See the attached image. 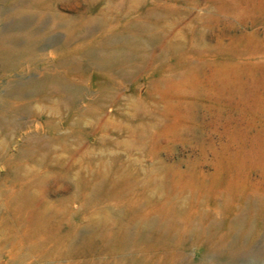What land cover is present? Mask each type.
Returning a JSON list of instances; mask_svg holds the SVG:
<instances>
[{
	"label": "rangeland",
	"instance_id": "obj_1",
	"mask_svg": "<svg viewBox=\"0 0 264 264\" xmlns=\"http://www.w3.org/2000/svg\"><path fill=\"white\" fill-rule=\"evenodd\" d=\"M16 1L0 0V131L3 137H12V150L21 145L20 138L36 135L37 125L46 119L43 114L27 113L32 106L41 104L45 96L38 94L30 104H25L28 89L54 80L64 90L54 98L68 97L70 87L76 84L74 74L55 72L61 64L77 62V97L71 99L69 109L61 110L57 121L60 141L75 142L77 147L98 146L100 129L79 124L77 119L102 94L116 92L119 96L103 112L110 117L109 121L134 126L150 120L125 119L120 113L123 98L153 102L157 109L154 114L161 115L164 122L149 139L139 140L138 145L142 147L139 156L162 161L174 175V188L193 194L195 199L190 209L200 210L201 215L195 219L206 234L181 233L176 231V224L147 231L145 220H132L126 206H110L111 203L104 212L108 224L98 227L89 220L90 206L81 207V197L71 203L60 235L54 234L49 223L47 234L51 241L48 244L38 247L33 240L24 239L13 255L0 254V264L128 262L142 257L134 246L147 234L153 238L152 242L169 239L176 246L168 244L164 250L150 243L157 248L152 255L155 259L181 255V260L167 264H183L186 260L194 263L204 252L213 249L212 254L218 252L220 257V262L214 264L248 263L254 261L249 256L264 252V0H142L139 13L121 18L119 29L109 34L107 40L100 32L95 33L96 27L102 25L97 18L99 5L91 9L82 0H63L50 5L26 0L31 10L18 15L12 10L21 9L23 2ZM167 3L179 12L173 31L163 30ZM178 8L184 10L180 12ZM56 10L71 18L81 15L80 41L66 43L69 38L66 30L51 27ZM149 13L153 16L145 17ZM93 17L96 20L86 25L88 18ZM18 27L26 28L25 39L39 35L42 43L39 46L46 52L42 60L26 58L32 52L28 47L21 48L24 37ZM7 33L11 44L6 41ZM172 39H178V44ZM134 42L147 48L144 58L145 54L131 53L134 59L124 68H119L112 57L105 67L98 64L97 55L114 52L118 55L129 51ZM77 44L81 47L74 50ZM50 54L58 55L53 59ZM174 76L179 77L170 79ZM22 117H29L31 128H21ZM73 118H76L75 127L69 124ZM107 135L115 140L126 139L124 132L111 129ZM51 186L53 195L67 189L63 182H53ZM92 200L97 202L95 197ZM236 215L240 216L241 226L232 230ZM49 221L54 225V219ZM122 224L132 234L129 241H122L126 244L124 250L122 244L120 248L109 246L107 235L113 226V240L121 242ZM214 233L216 237L211 241L208 236ZM233 247L237 253L232 258Z\"/></svg>",
	"mask_w": 264,
	"mask_h": 264
},
{
	"label": "bare ground",
	"instance_id": "obj_2",
	"mask_svg": "<svg viewBox=\"0 0 264 264\" xmlns=\"http://www.w3.org/2000/svg\"><path fill=\"white\" fill-rule=\"evenodd\" d=\"M32 1L36 4L50 5L63 0H31V2ZM82 1L91 9L95 8L97 5L101 6L100 14L97 15V18L101 19L102 25L101 27H96L95 33L100 32L106 40L109 38V34L117 28L119 29V21L121 18L139 13L138 9L142 3V0ZM21 2H23L21 4V9L12 10V13L19 15L31 10V8L26 5V0H21ZM173 8L174 7L169 3L166 4L165 10L167 15L163 17L164 31L165 29L173 31L174 24L179 19V12H175V8L174 10ZM179 9L180 8H178V10ZM182 10L184 9H180V12H182ZM41 11L43 12V10ZM53 15L54 21L51 27L66 30L69 37L66 43L70 44L80 41L81 15L71 18L70 16H65V14L59 10L54 11ZM150 15L153 16V13H149L145 17ZM95 20L94 17L88 18L86 25H90ZM21 27H18L17 30L25 39V37H27V35H25L26 28L22 29ZM39 30L41 31L42 29L39 27ZM163 30L161 29V32H164ZM159 32L160 31H158V34H160ZM10 33H7L8 35L6 34V41L9 43L11 41ZM12 33L15 34L16 32L13 31ZM31 34L33 35V33ZM38 36L39 35L33 39L31 37L25 40L23 39L21 43V48L25 50V48L28 47L30 50L29 52H32L31 56L25 55L27 59H37L39 61L42 60L43 55H46V52H43L42 47L39 46L41 38ZM1 39L2 37L0 35V41ZM172 40L174 44H178V39ZM54 43L57 44V42ZM63 45L66 44L63 43ZM46 47L47 46H45V48ZM74 47V50H79L81 46L77 44ZM66 48L67 50H71L68 46ZM55 50L58 49L55 48ZM146 50V47L134 42L131 44L129 51L120 52L118 55L116 54L117 52L107 55L101 54L97 55L96 58L98 64L102 65L101 67L108 65V61L112 57L113 59L115 58L114 62L118 64L119 68H124L134 59L131 53L136 52L141 55L145 54L143 56L144 58L146 56ZM58 53H60V49ZM57 55L50 54L49 57L54 59ZM64 65L65 64H61L57 70L54 69L56 70L55 73L60 74L70 71L74 74V81L78 84L79 63L76 62L71 65ZM177 77L179 76H174V78L171 77L170 79L175 80ZM76 84H74V87H70L69 84L71 88L69 95L61 100H57L54 96L63 92V87L54 80L39 84L34 89H28V99L25 104H30L29 102L34 100L32 97L38 94H45V96L42 97L41 95L43 98H41L43 100L41 104H36L34 107L32 106L33 108L28 105L27 107H31V110L25 112L28 114L34 113L35 115L43 114L46 119L43 124L37 125L36 135L33 133L19 139L20 146L16 145L15 149L12 150V137H8L7 135L3 137L0 131V254L6 253L8 255H13L20 248L24 239L33 240L38 247L48 244L51 241V237L47 234L49 223L50 227L54 230V234L60 235L63 229V218L70 212L71 203L81 197L83 199L81 207L90 206L92 214L89 220L98 227H102L108 222V216L104 212L107 210L108 204L111 203L109 204L110 206L113 204L126 206L130 211L129 217L132 220H145L144 228L147 231L152 230L154 227H165V225L176 224V231L181 233H190L194 236L198 233L206 234L205 231H201L202 229L199 226L198 219H195V217L199 216L200 210L191 211L190 209V204L192 200L195 199L193 194L189 190H177L174 188V175L171 174L169 169H167L168 167L162 161L153 159L151 156H148L147 159L139 156L142 154V147L138 145L139 140L149 139L152 136V132L160 128L164 122L161 115L154 114V111H157V109L153 102L149 103L143 101L141 98L135 97L123 98L124 105L120 113L125 119L136 120L138 118H144L150 120L146 124L134 126L126 122H110V117H107L103 112L108 105L114 102L119 96L116 92L102 94L99 101L94 100L93 104L86 106L83 114L77 119L79 124H87L91 127L100 129L101 134L97 138L98 146L87 148L83 146L77 147L75 146V142L70 144L60 141V130L57 121L62 115L61 110L63 108L69 109L71 99L75 100L77 97L78 85ZM46 94H50L51 97H46ZM21 120V128H24V126L31 128L32 121L29 117H22ZM6 122H8V120ZM1 123L2 119L0 120V124ZM69 124L75 127L76 118L71 119V123ZM0 127H2V125H0ZM42 129L44 132L41 131ZM110 129L115 130V132H124L126 139L115 140L111 138L107 135V130ZM107 144H111V146ZM53 182L57 184L63 182L66 184L67 189L64 192H55L53 195L51 190ZM94 197L97 199L96 203L92 200ZM236 216L231 226L232 230H236L241 226L240 216ZM51 219L55 220L54 225L49 221ZM124 225L122 224L120 226V229H123L122 231L124 232L122 235L123 238L119 243H117L115 239L113 240L115 235L113 226L107 231L110 240L108 242L109 246L120 248L123 240H125V242L130 240L132 234L125 227L126 225ZM214 237H216V233L208 236L211 241ZM90 241L91 240H89V242ZM152 241L153 238H151L150 234L143 236L134 246L135 250L139 252L142 257L132 260L129 259L130 261L128 262L118 260L115 264H167L177 259L181 260V255L179 254H174L166 259H155L152 255L157 249L156 247L165 250L168 244L172 247L175 245H172L169 239ZM150 243H156L159 246L157 245L154 247V245L152 244L151 246ZM179 244L181 243L177 245ZM125 245L126 244H122V250L126 249ZM234 248L235 247L231 248L230 252L232 258L237 253V249ZM214 250L215 249L204 252L194 263L186 260L183 264H203L205 262H208L207 264L218 263L220 262V257L218 256V252L212 254ZM250 257L254 258V261H248V263L242 262V264L264 263V252L251 255L248 258ZM236 264L239 263L237 262Z\"/></svg>",
	"mask_w": 264,
	"mask_h": 264
}]
</instances>
